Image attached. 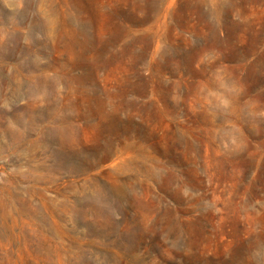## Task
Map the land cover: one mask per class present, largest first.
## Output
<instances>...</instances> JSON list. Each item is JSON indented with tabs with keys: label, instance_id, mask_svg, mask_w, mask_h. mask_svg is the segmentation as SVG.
Listing matches in <instances>:
<instances>
[{
	"label": "rangeland",
	"instance_id": "obj_1",
	"mask_svg": "<svg viewBox=\"0 0 264 264\" xmlns=\"http://www.w3.org/2000/svg\"><path fill=\"white\" fill-rule=\"evenodd\" d=\"M0 264H264V0H0Z\"/></svg>",
	"mask_w": 264,
	"mask_h": 264
}]
</instances>
